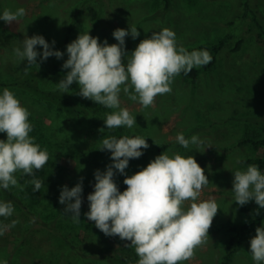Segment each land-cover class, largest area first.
<instances>
[{"label":"rangeland","instance_id":"374dc122","mask_svg":"<svg viewBox=\"0 0 264 264\" xmlns=\"http://www.w3.org/2000/svg\"><path fill=\"white\" fill-rule=\"evenodd\" d=\"M0 4L12 12L23 7L26 15L16 22L24 28L28 27L33 36H42L51 51L63 53L60 59L53 56L43 62L37 57V64H45L46 71L54 77L41 82L44 88L56 87L67 74L69 69L62 68L68 59L66 47L83 33L88 32L98 38L101 44L107 41L108 45H112L118 43L112 35L116 29L127 31L135 26L139 36L135 40L130 35L125 37V52L129 55L141 40L164 28L174 31L178 47L185 49L231 36L211 69L202 73L195 83L178 75L171 85L172 92L157 96L153 107L143 108L138 102L129 100L122 91L121 107L128 108L135 117L136 126L131 129H107L104 124L106 114L116 110L82 98L77 94L79 88L76 83L70 86L68 92L77 104L88 109V116L79 120L78 125L55 105L27 91L10 90L30 113L29 122L33 131L29 135L41 150L49 154L46 165L35 173L44 181L39 192H33L32 186L26 184L30 177L21 178V173L16 174L18 183L25 185L23 191L17 187L23 194L20 199L37 217L47 218L49 215L72 237L83 235L87 224L92 231H99L94 222L85 216L89 211L86 200L82 201L79 223H74L63 214L64 205L58 202L60 191L63 186L70 190L81 182V178L89 180L97 170L105 172L107 166L113 163L111 152L98 150L102 147L103 138L140 136L149 145L147 149H141L143 155L129 160L125 175L113 169V180L118 190L125 191L120 190L121 186H126L123 180L145 168L162 153L170 157L174 154L193 156L205 169L210 182L203 189L200 199L214 198L219 210L213 219L208 243L196 249L194 258L184 264H219L229 237L228 226L252 221L259 211L254 200L244 206L237 205L232 188L233 173L247 169L237 160L260 152L249 146H237V143L247 130L264 128V0H247V4L244 0H171L168 8L163 0H0ZM9 26L0 23L1 81L8 79L12 66L8 65L7 57L15 54L16 49L7 34ZM10 27L11 32L17 34V26ZM238 41H242V46L235 51L233 49ZM35 50L38 53L43 51L40 46H36ZM12 58L16 60V56ZM3 89H0V95ZM178 133H183L185 138L198 135L204 141V147L190 145L188 149L183 148L175 140ZM3 140H6V134L0 133V141ZM260 210L259 227H262L264 209ZM12 215L16 217L22 213L14 208ZM22 220L23 217L21 224ZM6 224L11 223L6 220L0 225ZM16 229L12 227L0 235V252H13V233ZM254 237L255 231L244 239L241 249L228 264H255L249 251V242ZM106 239L114 248H125L129 263L137 264L134 248L124 246L130 242L116 236H106ZM39 255L41 259L34 264H109L75 256L61 242H55L48 252ZM4 261L0 258V262ZM6 264L21 263L16 257H8Z\"/></svg>","mask_w":264,"mask_h":264},{"label":"clouds","instance_id":"9594fccd","mask_svg":"<svg viewBox=\"0 0 264 264\" xmlns=\"http://www.w3.org/2000/svg\"><path fill=\"white\" fill-rule=\"evenodd\" d=\"M25 15L23 7L15 12L5 9L0 20L10 25ZM112 35L117 44L108 45L107 41L101 44L88 32L78 35L66 47L68 59L62 68L69 71L55 85L61 93H67L76 83L77 94L82 98L116 110L106 114L107 129L136 126L129 109L121 107L122 91L143 108L153 107L157 96L172 92L175 77L181 73L188 75L194 67L206 66L212 61L207 50L189 52L183 46L178 47L174 31L168 28L152 32L151 37L141 40L130 55L125 52V37L130 35L135 40L139 36L137 28L116 29ZM22 43L23 49L16 48L14 52L20 61H27L25 75L32 65L38 67V56L43 62L53 56L60 59L63 55L60 51H51L39 35L26 37ZM36 46L43 51L38 53ZM29 115L14 93L3 89L0 133L6 134V140L0 141V188L5 190L10 186L24 190L25 185L18 183L17 173H21V178H31L26 184L32 186L33 192H39L44 183L35 173L46 165L49 154L29 135L33 131ZM175 140L185 149L190 145L204 147L198 135L185 138L183 133H178ZM148 147L146 139L140 136L102 139L100 150L111 152L113 163L105 172L97 170L94 173L96 183L94 191L87 196L89 211L85 216L105 236L130 242L124 246L134 248L137 264H184L194 258L196 249L208 243L209 229L219 206L214 198L200 199L203 189L210 183L205 169L193 156L180 154L157 156L145 168L126 177L123 180L126 190L120 192L113 180V169L125 175L129 160L140 158L141 149ZM233 175L234 202L244 206L254 200L264 209V174L258 166L249 165ZM82 179L70 190L63 186L59 195L58 202L64 205L63 214L74 223L80 222ZM13 211L11 202H0V217H10ZM17 223L13 220L11 224L0 225V235ZM249 244L252 260L255 264H264V226L255 229V237Z\"/></svg>","mask_w":264,"mask_h":264},{"label":"trees","instance_id":"16d2710c","mask_svg":"<svg viewBox=\"0 0 264 264\" xmlns=\"http://www.w3.org/2000/svg\"><path fill=\"white\" fill-rule=\"evenodd\" d=\"M244 1L247 4V0ZM163 2L166 8L171 4V0H163ZM5 9L6 8L0 4V15L3 14ZM1 22L5 25L4 21L0 20V23ZM18 24V22L10 24V26H17V34L11 32L12 29L10 26V31L8 30L7 34L14 46L22 50V41L26 37L31 38L33 35L30 33L28 27L24 28L20 24L18 26ZM230 37V35H226L215 43H201L186 49L189 52L193 50H207L212 56V61L206 66L194 67L188 75L181 73L180 76L195 83L202 73L211 69L216 64L218 55L226 47ZM262 40L264 45V39ZM241 46L242 41H238L233 50L238 51ZM8 56V65L11 64L13 70L10 69L11 72L8 74V79L4 81L0 80V89L7 88L9 90L27 91L38 99L55 105L63 112L69 114L68 118L76 125L80 123L79 120L88 116V109L77 104L69 92L61 93L57 87H42L41 82L43 80L54 79L53 75L46 71L45 64H37L38 67L32 65L28 74L25 75L23 70L27 66V61H20L17 57L14 61L12 57L16 56L15 54ZM15 62L18 66L15 65L13 67ZM54 70L55 66L53 67V71ZM237 146H249L260 151L257 155L242 159L241 163L247 167L249 165H257L261 173L264 174V128L262 130L254 128L247 130L242 139L237 143ZM98 150H100V147ZM96 154H98V152ZM85 179H87V177ZM83 182L84 185L82 186L81 198L82 201L86 200V202H88L87 196L94 191V185L96 183L94 175H90L87 181H84L83 178ZM126 187L127 186H121L120 190H125ZM21 195L23 196L21 190L17 189V187L10 186L7 190L0 188V202H11L13 207L20 210V213H22V215H17L16 217L15 215L7 218L0 217V224L6 222V220L9 223L13 220L19 222L14 227L17 229L15 233H13L15 248L10 254H5L3 251L0 252V258H2L3 261L5 260L4 262H0V264H4L8 257H16L17 261L21 264H34L38 259H41L39 254L48 252L49 248L53 246L55 242L63 243L73 255L79 256L82 259H91L96 263L104 261L109 264H130L126 249L123 247L114 248L108 243L106 236L102 232L92 231L90 224L84 227L83 235H80V237H72L70 233L64 232L58 223H55V220L49 217L48 214H46L48 215L47 218L37 217L35 212L29 209L20 199ZM258 213L259 214L252 221L228 226L229 237L225 243L224 253L219 264H228L234 254L241 249L244 239L259 227L261 222L260 208ZM22 217L23 220L21 224ZM209 232H211V229H209Z\"/></svg>","mask_w":264,"mask_h":264}]
</instances>
